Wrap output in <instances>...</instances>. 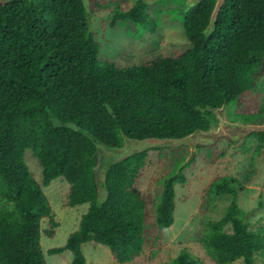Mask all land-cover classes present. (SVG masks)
<instances>
[{
    "label": "trees",
    "instance_id": "16d2710c",
    "mask_svg": "<svg viewBox=\"0 0 264 264\" xmlns=\"http://www.w3.org/2000/svg\"><path fill=\"white\" fill-rule=\"evenodd\" d=\"M215 1L188 8L181 0L190 44L185 51L120 64L100 59L101 44L89 30L82 0H0V264H46L41 234L52 237L58 223L43 187L58 177L70 184L68 206L88 205L66 244L48 250H69L72 264H86L81 249L86 242L107 246L118 264H126L153 243L150 231L171 226L175 184H184L186 165L180 166L187 155L176 154L178 147L167 149L181 160L165 177L152 210L150 195L136 187L151 149L99 176L94 140L120 147L122 134L185 137L215 124L210 109L224 104L233 108V121L264 123L257 90L264 75V0H226L206 37ZM89 2L92 11L109 6L104 0ZM147 7L144 0L126 11L116 4L109 27L127 21L155 31ZM245 138L257 141L258 153L264 149V132ZM26 149L42 167L41 184L24 161ZM244 188L234 176L219 177L207 188L208 197L232 196L224 215L207 222L200 235L215 264H253L264 249V235L249 228L237 203ZM45 218L50 230H42ZM171 264L198 263L181 251Z\"/></svg>",
    "mask_w": 264,
    "mask_h": 264
},
{
    "label": "rangeland",
    "instance_id": "374dc122",
    "mask_svg": "<svg viewBox=\"0 0 264 264\" xmlns=\"http://www.w3.org/2000/svg\"><path fill=\"white\" fill-rule=\"evenodd\" d=\"M104 1L109 3L108 7L92 11L88 0L92 15L91 32L101 44L100 59L120 64H125L127 60L139 63L157 57L175 56L190 47L183 32L181 0H144L148 3L147 13L152 17L150 23L156 25L153 32L127 21H119L115 27H109L110 15L114 12L116 4L126 11L135 0ZM257 90L261 94V104L264 106V75L258 82ZM232 109L227 106L224 109L225 120L243 123L241 120H232L230 116ZM259 120H264V115ZM247 123L259 122L251 120ZM245 137H241L234 142L235 144H230L228 140L232 139L226 135L209 145H196L194 157L182 170L184 184H175L174 222L168 228L160 230L161 232L158 229L150 231L153 243L126 264H171L181 251L189 252L198 264H215L205 254L200 235L207 222L219 220L224 215L232 200L229 194L213 197L206 194L211 182L223 176H234L245 184L244 190L238 193L237 203L245 215L249 228L264 235V149L258 153L257 141ZM159 148L166 151L156 150ZM169 148H177L176 154L184 157L187 155L185 159L190 153L188 145L162 146L156 147L155 150L149 148L151 150L148 152L146 166L136 185L138 190L152 198L149 202L152 210L158 194L163 189L165 177L174 172L181 160L179 156L175 157L168 151ZM23 158L33 178L41 184L42 167L32 151L26 149ZM99 159L98 175L103 176L107 166L102 160L101 153ZM69 189L70 184L63 177H58L43 187L53 219L58 223L52 237L44 232L41 234L40 244L46 264H72L73 256L69 250L56 254L48 253L50 248L63 247L66 244L67 237L79 227L82 215L88 210L87 204L75 207L66 204ZM41 227L42 230L52 228L48 218L43 219ZM229 227L226 230L230 231ZM81 249L86 264H118L107 246L86 242ZM232 264L245 263L237 260ZM253 264H264V249L256 252Z\"/></svg>",
    "mask_w": 264,
    "mask_h": 264
},
{
    "label": "water",
    "instance_id": "95a60500",
    "mask_svg": "<svg viewBox=\"0 0 264 264\" xmlns=\"http://www.w3.org/2000/svg\"><path fill=\"white\" fill-rule=\"evenodd\" d=\"M226 0H216L214 7L212 9L209 23L204 29V34L208 37L215 29L216 19L220 12L222 5ZM200 0H185V5L191 8L197 5ZM84 6V12L88 22L89 30L92 26L91 11L89 10L88 0H82ZM226 105H222L219 108L210 109L216 118V123H211L209 128L206 130L196 129L192 133L181 138H145V139H134L123 135V144L120 147H110L104 143L94 140L98 152L100 151L102 155V160L104 161L106 168L110 167L112 164L120 163L127 159L129 156L139 153L149 148H156L162 146H179L188 145L190 147V153L188 157L181 164L180 168L185 164H188L190 160L194 157V150L197 144L209 145L213 143L216 139L221 136H230L233 142H236L241 137H245L252 132L260 131L264 132V123L262 124H251V123H241V122H228L225 120L224 109ZM100 162V159H99ZM176 174H179V170Z\"/></svg>",
    "mask_w": 264,
    "mask_h": 264
},
{
    "label": "flooded vegetation",
    "instance_id": "af4514ba",
    "mask_svg": "<svg viewBox=\"0 0 264 264\" xmlns=\"http://www.w3.org/2000/svg\"><path fill=\"white\" fill-rule=\"evenodd\" d=\"M184 3H185V0H184ZM215 4V3H214Z\"/></svg>",
    "mask_w": 264,
    "mask_h": 264
}]
</instances>
